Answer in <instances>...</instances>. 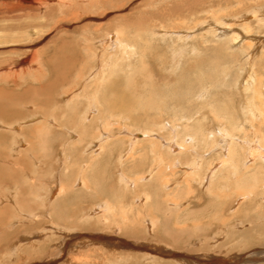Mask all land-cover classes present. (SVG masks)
I'll return each instance as SVG.
<instances>
[{
	"label": "rangeland",
	"instance_id": "374dc122",
	"mask_svg": "<svg viewBox=\"0 0 264 264\" xmlns=\"http://www.w3.org/2000/svg\"><path fill=\"white\" fill-rule=\"evenodd\" d=\"M94 93L118 100L116 117L111 135L86 138L81 128L91 135L102 119H67ZM260 100L264 0H0V264H264V179L256 188L248 168L226 163L204 176L223 159L216 143L198 170L186 164L211 149L201 142L219 124L211 112H235L243 130L228 115L222 125L240 138H264L249 115ZM196 105L202 114L181 119ZM187 136L186 152H172ZM58 184L71 191L51 197ZM104 203L103 223L105 212H88Z\"/></svg>",
	"mask_w": 264,
	"mask_h": 264
},
{
	"label": "bare ground",
	"instance_id": "6f19581e",
	"mask_svg": "<svg viewBox=\"0 0 264 264\" xmlns=\"http://www.w3.org/2000/svg\"><path fill=\"white\" fill-rule=\"evenodd\" d=\"M33 2V1H32ZM248 16V15H247ZM244 18H248V17H246V16H244ZM259 19V18H258ZM248 22V21H247ZM250 23V22H249ZM232 29V28H231ZM233 31H234V29H233ZM175 32V31H174ZM173 32V33H174ZM110 34V33H109ZM188 34V33H187ZM116 37H117V34H110V35H108L107 36V38H106V41H107V43L109 42V43H114L115 42V39H116ZM248 37H250V36H248ZM237 38H239L238 37V35H235V36H232L231 37V42L232 41H235V39H237ZM237 42V41H236ZM235 42V43H236ZM118 43V42H117ZM235 43H233V44H235ZM123 44V43H122ZM127 44V43H126ZM113 45V44H112ZM129 45V44H128ZM231 45V44H230ZM124 46V45H123ZM86 47V46H85ZM258 47V46H257ZM127 48V47H126ZM126 48H124V49H126ZM129 48H130V45H129ZM111 49V48H110ZM123 49V50H124ZM127 51V50H126ZM122 52V51H121ZM245 55H248L247 53L245 54ZM244 55V56H245ZM104 57V56H103ZM245 57H247V56H245ZM105 58V57H104ZM103 59V58H102ZM24 63V62H23ZM108 63H110V62H108ZM107 63V64H108ZM28 67V66H27ZM126 81V80H125ZM93 84V83H92ZM147 84V83H146ZM143 85V84H142ZM142 85H141V87H142ZM154 85V84H153ZM152 85V86H153ZM146 86V85H145ZM139 88H140V86H139ZM154 88V87H153ZM50 90V89H49ZM111 90H112V88H111ZM133 90V89H132ZM154 90V89H153ZM120 91L121 90H119L118 91V93L117 94H119L120 93ZM143 91V90H142ZM204 91V90H203ZM89 92V91H88ZM109 92V91H108ZM189 92H191V90L189 89V91L187 92V95L189 96L190 95V93ZM205 92V91H204ZM203 92V93H204ZM259 93V92H258ZM257 93V94H258ZM109 94V93H108ZM152 94V93H151ZM262 94V92L261 93H259V97H260V95ZM134 95H136L135 93H134ZM141 95V94H140ZM253 96V95H252ZM252 96H250V97H252ZM124 96H123V94L122 95H120L119 96V98L120 99H122ZM200 97V96H199ZM258 97V96H257ZM258 97V98H259ZM65 98H66V101L68 100V96L67 95H65ZM78 98V97H77ZM151 98V97H150ZM190 98V97H189ZM100 99V97L98 96V97H96V94L94 93L93 95H91L90 97H89V100H87V102H88V106L84 109V111L82 110H80V107H79V105H78V103H75V104H73L72 106H71V108L69 109L70 111V116H69V118L67 119V121H68V123H72V121H74L75 120V118H76V116H79V119L78 118H76L77 119V121L78 122H81V123H83V122H85L86 124H87V126L89 125H91L93 122H94V120L95 119H102V121H101V124L100 125H102L101 126V128H99V129H97L96 131H92L91 132V135L89 134V132L86 130V127H83V128H81L82 130H81V136H84V137H86V138H97L98 136H109V135H111V133H112V128H111V125L113 124L112 122H113V119L116 117L115 115H114V113L116 112V110H117V99L116 98H113L112 100H110V101H99L98 102V100ZM103 99V98H102ZM148 99V98H147ZM188 99V98H187ZM250 99V98H249ZM254 99V98H253ZM259 99H261V98H259ZM191 100V99H190ZM44 101V100H43ZM42 101V102H43ZM151 101V100H150ZM154 101V100H153ZM247 101V100H246ZM191 102V104H192V100L190 101ZM264 102V101H263ZM99 103H101V105L103 106V108H102V110L100 111V109H101V107H99L98 106V104ZM148 103V102H147ZM261 103H262V101L260 100V103H259V105H260V109H257L256 111L254 110H251V113L249 114L250 115V117L252 118V120H254V119H256V118H258L259 119V121H262V123H264V108H262L263 106L261 105ZM149 104V103H148ZM243 104V103H242ZM241 104V105H242ZM204 107V106H203ZM246 107H247V103H245L244 102V104H243V106L241 107V110H242V112H243V115H245L246 114V112H248L249 110H248V107H247V111L245 112V109H246ZM194 108V109H193ZM192 108V110L188 113V114H186L187 116V118H181V119H183V120H187V119H189L190 117H194V114H196V113H201V109H202V106H198V105H196V106H194ZM142 109V108H141ZM18 110V109H17ZM147 110V109H146ZM15 111V110H14ZM14 111H12V112H14ZM143 111H145V110H143ZM211 113H213V115L214 116H216V118L215 119H217V121H218V123L220 124H217V127L214 129V130H210V131H207L206 130V133H203L202 131H201V136H203V138H204V140L203 141H201V142H203L204 144H207L208 146H210V148L211 149H207L206 148V150H203V154L201 153V154H197L196 152L194 153V155H193V157H192V160H191V162L190 163H188V162H186V164L188 165V167L189 168H191L193 171H194V169L195 170H198L199 168H200V161H201V159H204V157H205V155L206 154H208L209 153V155H210V153H211V150H212V147L211 146H213L215 143L217 144V146L215 147V149L217 150L218 149V147L220 148V149H222L221 150V156L223 157V159H221V160H219L218 159V161H214L213 162V165H211V162L210 163H208V164H206L205 166H206V170H205V175L204 176H207V175H209L210 177H212L213 176V174H214V172L217 170V168H219L220 166H222V168L224 167V163H226L227 165L229 164V167H231L232 169V171H233V173L234 172H236L237 171V173H238V166H243V167H245V168H248V169H245V171L243 172L244 174H245V176H244V174H242V176L244 177V178H249V179H251V181H253V182H255L254 184H253V186L255 187L256 186V188H258L257 186H258V184H260V183H256V182H258V178H259V180L261 181V182H263V179H264V138L262 137V135H257V136H259L258 138L257 137H254L253 136V139L252 140H245V139H243V138H240V136L238 135H236V134H234V133H230V132H233V131H227L228 130V128L226 127V126H224V125H222V122L223 121H227V115H228V119L230 118V123H234V126H236L235 128L234 127H232V129L234 128L235 130L236 129H238L237 131H239V128H240V130H243L242 129V124L240 123V117L234 112L233 114H231L230 115V113H229V111H227V113L226 112H224V113H226V114H223L224 116H220V113H218V112H216V111H214V112H211ZM34 114V113H33ZM146 114V113H145ZM202 114V113H201ZM13 115H14V113H13ZM37 115V114H36ZM237 115V116H236ZM6 116V115H5ZM34 116V115H33ZM68 116V115H67ZM219 116L221 117V118H219ZM246 116V115H245ZM35 117V116H34ZM36 119H37V117H35ZM60 118V117H59ZM32 119H33V117H32ZM48 119V118H47ZM204 119V118H203ZM225 119V120H224ZM249 119V118H248ZM35 120V119H34ZM205 120V119H204ZM243 120H245V119H243ZM251 120V121H252ZM39 121V120H38ZM48 121V120H47ZM76 121V122H77ZM49 122H51L52 124H54V125H59V124H57L55 121H54V119L53 118H51L50 120H49ZM75 122V123H76ZM182 122V121H181ZM242 122V121H241ZM19 123V122H18ZM173 123V122H172ZM79 124V123H78ZM153 124V123H152ZM155 125H157V124H155ZM159 125V124H158ZM161 125V124H160ZM175 125H177V124H175ZM41 126V125H40ZM77 126V125H76ZM161 126H164V125H161ZM14 127H16L17 129H18V127L19 126H14ZM175 127V126H174ZM174 127L172 126V128L171 129H174ZM161 128V127H160ZM186 128V127H185ZM16 129V130H17ZM77 129V128H76ZM163 129V128H162ZM261 129H263V128H261ZM47 129L46 128H44V126H42V127H37V126H35L34 128H33V131L36 133V134H41L42 135V133L44 134V132L46 131ZM67 130V129H66ZM80 130V129H79ZM186 130V129H185ZM68 131V130H67ZM173 131H175V130H173ZM39 132V133H38ZM257 132H258V134H261L259 131H256V133L255 134H257ZM29 134V133H28ZM75 135V134H74ZM136 135H139V138L141 139V138H143V137H150V135L147 133V132H144V133H140V134H136ZM264 135V134H263ZM154 137H156V138H158L159 136L158 135H153ZM158 136V137H157ZM220 137L221 139H220V141H216L217 140V137ZM16 137V136H15ZM189 137L190 136H187L186 138H188V140H186V138L184 139V141L182 142V140H180V141H175V143L174 144H172L171 145V150H172V152L173 151H178V152H180V150H181V152H182V150L183 151H185L186 152V150H184L187 146H190L189 144H190V142H191V138L192 137H190V139H189ZM41 138V137H40ZM82 138V137H81ZM144 139V138H143ZM142 139V140H143ZM137 140V139H136ZM147 140V139H146ZM96 141V140H95ZM151 141H153V140H151ZM163 141V140H162ZM81 142V141H80ZM87 142V141H86ZM141 142V141H140ZM161 142V141H160ZM182 142V143H181ZM186 142V143H185ZM88 143V142H87ZM155 143V142H154ZM167 143H170V142H167ZM173 143V142H172ZM192 143V142H191ZM238 143H241V144H245V149H243L242 147L241 148H239L238 146ZM131 144H132V142H130V146H131ZM240 144V145H241ZM155 146V145H154ZM170 146V145H169ZM88 147H95V148H100L101 149V147H103L102 146V143H99V142H94L93 141V143L91 142V144H90V146H88ZM194 147V146H193ZM238 148H239V150L241 151V152H239V151H237L238 150ZM145 149V148H144ZM188 149V148H187ZM192 149V148H191ZM49 150V149H48ZM73 150H76V148L75 149H73ZM95 150V149H94ZM145 151V150H144ZM206 151H207V153H206ZM87 152V151H86ZM91 152V151H90ZM128 152V151H127ZM126 152V153H127ZM129 152H130V150H129ZM143 152V151H142ZM177 152V153H178ZM185 152H183V153H185ZM214 152V151H213ZM125 153V154H126ZM216 154H217V151L215 152ZM127 154H129V153H127ZM126 154V155H127ZM122 155V154H121ZM186 155V154H185ZM131 156V155H130ZM190 156V155H189ZM189 156H188V158H189ZM123 157V156H122ZM127 157V156H126ZM174 157V156H173ZM177 157V156H176ZM219 157V156H218ZM110 158V157H109ZM143 158V157H142ZM132 159V158H131ZM111 160V159H110ZM109 160V161H110ZM151 160H153V159H151ZM170 160V159H169ZM178 160H179V158L178 159H176V161L178 162ZM57 161V160H56ZM154 161V160H153ZM156 161V160H155ZM208 161V160H207ZM133 162V161H132ZM175 162V161H174ZM209 162V161H208ZM122 163H123V161H122ZM153 163H155V162H153ZM159 163V162H158ZM152 164V163H151ZM132 165H135L134 163L132 164ZM156 165V164H155ZM172 165V164H171ZM187 165H183L184 167H186ZM254 165H256V166H254ZM151 166H153V164L151 165ZM173 166V165H172ZM107 167V166H106ZM150 167V166H149ZM154 167H156V166H154ZM160 167V166H159ZM228 167V166H227ZM228 167V168H229ZM171 168H173V167H171ZM203 168V167H202ZM202 168H201V170H202ZM250 168V169H249ZM119 169V168H118ZM136 169H138V168H136ZM151 169H153V168H151ZM224 170V169H223ZM229 170V169H228ZM148 171V170H147ZM192 171V173L191 174H194L195 172H193ZM203 171V170H202ZM220 171V170H219ZM225 171V170H224ZM230 171V170H229ZM231 171V172H232ZM140 172V171H139ZM143 172V171H142ZM228 172V171H227ZM144 173V172H143ZM158 173V172H157ZM201 173H203V172H201ZM140 174H141V172H140ZM190 174V179L192 178L193 179V176ZM219 174H222L221 172L219 173ZM57 175V174H56ZM121 175V174H120ZM197 175V174H196ZM199 175V174H198ZM197 175V176H198ZM201 175V174H200ZM247 175V176H246ZM144 176V177H143ZM146 176V177H145ZM147 176H149V175H144V174H142V176H140L139 178H141V180H143V178H146L147 179ZM156 176V175H155ZM196 176V177H197ZM209 176L207 177V178H209ZM220 176V175H219ZM260 176H262V179H260ZM124 177V176H123ZM157 177V176H156ZM175 177V176H174ZM88 178V177H87ZM125 178V177H124ZM136 178V177H135ZM179 178V177H178ZM198 178V177H197ZM206 178V177H205ZM205 178H204V180H205ZM217 178V177H216ZM229 178V177H228ZM123 179V178H122ZM190 179H188V180H190ZM78 180V181H77ZM75 182L77 183L78 182V184H79V182H81L82 180H81V178H79V179H77ZM80 180V181H79ZM199 180V179H198ZM128 181V180H127ZM147 181V180H146ZM205 181H207V180H205ZM130 182V181H129ZM228 182V181H227ZM236 182L238 183V180L237 181H235V185H236ZM88 183V182H87ZM207 183V182H206ZM216 183V182H215ZM73 184V183H72ZM84 184V183H83ZM129 184H131V183H128V185ZM134 185H135V183H133ZM256 184V185H255ZM77 185V184H76ZM245 185V184H244ZM243 185V186H244ZM68 186H69V188H68ZM78 186V185H77ZM129 186H131V185H129ZM238 186V185H237ZM239 186H240V184H239ZM247 186V185H246ZM85 187V186H84ZM157 187H159V186H157ZM250 187V186H249ZM252 187V186H251ZM250 187V188H251ZM72 188H73V186H72ZM241 188V190H243V187H239V189ZM68 190V191H71V184H67V188L66 187H64V184H58V186H55V188H54V190H52V192L50 193L51 194V197L53 196V197H56V196H58V195H61V193L63 192L64 193V191L65 190ZM144 189V188H143ZM253 189V192H255V190L256 189H254V188H252ZM67 190H66V192H67ZM86 190V189H85ZM138 190V189H137ZM192 190V189H191ZM220 190V189H219ZM245 190V189H244ZM243 190V191H244ZM247 190V189H246ZM82 191V190H81ZM176 191V190H175ZM195 191V190H194ZM263 191V190H262ZM108 192V191H107ZM250 192H252V190L250 191ZM259 192V191H258ZM95 193V192H94ZM105 193V192H104ZM243 193V192H242ZM247 193H248V190H247ZM83 194V193H82ZM112 194V193H111ZM210 194V193H209ZM241 194V193H240ZM255 194V193H254ZM106 195V194H105ZM114 195V194H113ZM244 196H246L245 195V193L243 194ZM251 195V194H250ZM256 195V194H255ZM258 195V194H257ZM146 196V195H145ZM244 196L243 197H240V198H237V199H235L236 201H235V204H240L241 202H242V200H243V198H244ZM115 197V196H114ZM157 197V196H156ZM146 198V197H145ZM163 199V198H162ZM161 199V200H162ZM219 199V198H218ZM112 201V200H111ZM165 201V200H164ZM168 202V201H167ZM169 203V202H168ZM222 203V202H221ZM232 203V202H231ZM172 204L174 205V203L172 202ZM171 204V205H172ZM159 205V204H158ZM157 205V206H158ZM172 205V206H173ZM237 206V205H236ZM169 207V206H168ZM233 207V206H232ZM231 207V208H232ZM51 208V207H50ZM157 208V207H156ZM112 211V209H111V207L108 205V203H104V204H101V205H99V206H95L92 210H90V212H88L89 214H90V216L92 215L93 216V214H100L102 211L103 212H105L106 214L103 216H101V218L104 220L103 221V223L104 222H106L107 221V219H108V217H107V215ZM52 211H53V209H52ZM51 211V212H52ZM78 211H79V209H78ZM109 212V213H108ZM113 212V211H112ZM77 213V212H76ZM112 214V213H111ZM110 214V215H111ZM114 214V213H113ZM264 214V213H263ZM264 216V215H263ZM75 217V216H74ZM111 217V216H110ZM60 218V217H59ZM76 219H77V217H75ZM122 218V217H121ZM53 219V218H52ZM69 219V218H68ZM74 219V218H73ZM123 219V218H122ZM154 219V218H153ZM60 221L62 220V219H59ZM94 220V219H93ZM92 220V221H93ZM115 220V219H114ZM55 221V220H54ZM59 221V222H60ZM64 221V223L67 221H65V220H63ZM63 221H62V223H63ZM70 221V219L68 220V222ZM116 221V220H115ZM51 222H53V221H51ZM56 222V221H55ZM126 222V221H125ZM155 222V221H154ZM61 223V222H60ZM61 223V225H63ZM71 223H73V222H70V224ZM92 223V222H91ZM124 223V222H123ZM66 224V223H65ZM68 224V223H67ZM148 226H150V228L152 227V225H155V223H152V220L151 219H149V221H148ZM69 225V224H68ZM97 225V224H96ZM124 225H125V223H124ZM134 225H136V223H134ZM72 226H73V224H72ZM79 226V225H78ZM105 226V225H104ZM262 226H264V225H262ZM65 227H66V225H65ZM76 227V226H75ZM125 227H126V225H125ZM143 228V227H142ZM264 228V227H263ZM66 229V228H65ZM64 229V230H65ZM118 229H119V227H118ZM124 229V228H123ZM127 230V229H126ZM125 230V231H126ZM166 230V229H165ZM63 232V231H62ZM61 232V233H62ZM135 232V231H134ZM117 233V232H116ZM135 235H137V234H135ZM81 236V235H80ZM84 238H86V237H84ZM100 238V237H99ZM78 239V238H77ZM87 239V238H86ZM91 239V238H90ZM101 239V238H100ZM65 241V240H64ZM69 241V240H68ZM77 242H78V240H77ZM81 241H79L78 242V244L80 243ZM74 243V242H73ZM222 243V242H221ZM63 244V243H62ZM61 244V245H62ZM81 244H83V242L81 243ZM70 245V244H69ZM80 245V244H79ZM78 245V246H79ZM74 246V245H73ZM76 246V245H75ZM80 247V246H79ZM61 248H62V246H61ZM73 248V247H72ZM60 252V251H59ZM56 254H58L57 252H55V251H51L50 252V254H49V258H52L54 255H56ZM60 255V254H59ZM58 256V255H57ZM63 256V255H62ZM252 256V255H251ZM251 256H249L248 258H247V260H251ZM47 257V258H48ZM178 259H179V257H178ZM182 260V259H181ZM76 262V261H75ZM187 262H191V263H193V261L191 260H188ZM87 264V263H86Z\"/></svg>",
	"mask_w": 264,
	"mask_h": 264
}]
</instances>
